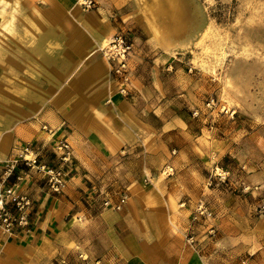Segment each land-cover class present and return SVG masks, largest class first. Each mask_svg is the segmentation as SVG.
Here are the masks:
<instances>
[{"label":"rangeland","instance_id":"rangeland-1","mask_svg":"<svg viewBox=\"0 0 264 264\" xmlns=\"http://www.w3.org/2000/svg\"><path fill=\"white\" fill-rule=\"evenodd\" d=\"M22 1H0V43L14 36L12 16L25 12L37 17L53 8L51 0L24 1L33 6ZM76 2L71 3L79 14L57 5L60 25L67 30L77 26L80 41L89 32H103L104 22L112 25L109 35L97 42L96 54L107 63L112 94L125 107L118 111L112 96L98 105L93 102L92 96L105 85L102 79L90 84L89 91L81 89L90 103L81 104L83 128L67 121L63 125L72 166L61 167L72 171L78 151L75 140L83 153L97 161L104 179L91 183L93 192L116 195L117 199L124 195L125 203L140 193L142 198L136 203L142 207L143 220L150 218L144 211L158 206L165 213L157 220L159 235L146 232L145 239L154 242L158 237L162 250L177 245L174 238H178L186 254L194 258L193 264H264L263 258L255 259L264 248V0H185L189 14L175 31L164 27L166 18L154 0H94L89 10ZM86 13L92 14L93 24L82 18ZM118 36L128 47L120 71L115 69L118 60L105 55ZM22 41L33 45L26 36ZM85 43L95 42L89 39ZM22 65L13 52L7 50L0 56V76L8 69L14 81L45 90V103L39 105L38 97L30 100L29 105L39 108L24 121L57 112L51 100L61 86H50L46 77ZM79 69L70 78L80 74ZM112 113L115 120L119 118L114 125ZM109 122L113 129L126 127L135 143L107 154L96 137ZM55 142L47 153L35 144H19L2 162L16 157L19 146L27 144L42 161L59 166ZM117 155L120 159L115 160ZM20 167L26 171L21 187L29 197L23 187L28 175L48 187L41 173ZM172 200L181 201L176 207L182 214L178 228L173 227L176 219L166 212ZM77 257L81 264H102L95 256L78 253Z\"/></svg>","mask_w":264,"mask_h":264},{"label":"crops","instance_id":"crops-1","mask_svg":"<svg viewBox=\"0 0 264 264\" xmlns=\"http://www.w3.org/2000/svg\"><path fill=\"white\" fill-rule=\"evenodd\" d=\"M24 1L22 3L28 6L35 5ZM51 1L53 8L41 12L37 17L25 12L12 16L10 24L14 36H8L0 43V56H5L7 50L13 52L20 58L23 67H29L31 73L46 77L50 86L59 84L61 91L51 100L57 112H49V115L40 113L36 121H24L39 108L29 105L30 100L38 97L39 105L45 103V90L40 91L27 82L20 84L9 76L8 69L3 70L0 76V154L4 158L0 159V166L8 155L6 153L19 144H35L41 152L47 153L56 139L68 140L66 127H63L65 121L74 127L83 128V116L79 114L82 110L81 104H89L90 98L82 94L81 89H88L96 80L102 79L105 85L92 96L93 102L98 105L112 96V103L118 111L125 107L123 100L113 95V91L109 97L106 95L110 82L113 88V82L107 79V63L96 53L85 60L86 63L81 61L84 54L109 34L112 25L104 22L103 32H89L87 34L90 38L85 37L80 41L76 35L77 26L71 30L63 29L60 21L59 7L68 10L70 8L67 3L73 0H59L62 3ZM71 9L79 14L75 5ZM94 14L99 19L98 12ZM82 18L85 22H92L91 13L82 14ZM24 36L33 45L26 46L22 41ZM89 39L95 43L87 45L85 41ZM78 47L83 48L79 61L74 58L75 51H79ZM77 69L80 74L77 72V75L70 78ZM94 73L99 76L91 82L85 83L82 80V74ZM114 116L112 113L113 120L109 117L113 125L119 119L115 120ZM113 125L110 122L104 124L105 128L102 127L104 129L97 135L100 138L96 137L109 155L135 143V137L126 131V127L113 129ZM42 126L46 128L43 129ZM73 143L78 147L76 155L74 154L76 162L72 171L69 170L70 174L65 179L61 193H53L39 178L28 175L24 179L23 187L33 203L30 216L31 233L24 235L18 228H13L12 232L0 230V264H81L78 253L86 254L90 258L95 256L102 264H193L194 258L190 253L186 254L183 242L178 238H174L178 244H169L167 250L161 249L163 244H160L158 237L154 242L145 239L146 232H158L159 235L157 220L163 218L165 213L157 206L144 211L148 212L150 218L143 220L142 207L136 203L142 198L140 193L137 194L140 196L128 198L121 210L102 205L105 199L115 202L117 196L93 192L91 183L104 181L99 173V165L91 155L82 152L77 141L73 140ZM94 153L95 151L92 152ZM118 157L117 155L115 160ZM180 202L172 200L166 208L168 217L176 219L173 222L175 228L179 227L177 222L182 217L176 211ZM171 237H174L173 234ZM262 258L264 259V248L257 252L255 259Z\"/></svg>","mask_w":264,"mask_h":264},{"label":"built area","instance_id":"built-area-1","mask_svg":"<svg viewBox=\"0 0 264 264\" xmlns=\"http://www.w3.org/2000/svg\"><path fill=\"white\" fill-rule=\"evenodd\" d=\"M79 6L84 9H91L95 2L94 0H77ZM127 44L121 37H116L111 41L110 46L105 52L109 60H118L116 71L123 70L125 63L123 62L124 53L127 50ZM43 129L46 126H42ZM18 154L10 160L1 162L0 166V230L4 232H12L13 228H18L24 235L31 233V213L33 203L28 194L21 187V176L26 171L22 170L20 165L25 168L34 169L35 172L41 173L46 180L48 187L53 192H61L64 187V178L69 173L61 166L66 164L72 166L71 163V146L67 139H59L55 142L54 155L59 161V166L49 164L40 159L39 153L24 144L19 146ZM126 196H121L115 202L106 199L103 200L104 207L119 210L125 203ZM199 213H203L201 208ZM242 264H245L242 262Z\"/></svg>","mask_w":264,"mask_h":264},{"label":"bare ground","instance_id":"bare-ground-1","mask_svg":"<svg viewBox=\"0 0 264 264\" xmlns=\"http://www.w3.org/2000/svg\"><path fill=\"white\" fill-rule=\"evenodd\" d=\"M186 2H185V0H154V4L157 7V10L159 11V13H161L166 18L165 24H163V25H164V27H166L167 31H168V28H171L170 31H175L177 27H180V25H182L186 16H188L190 6L188 5V3L186 4ZM67 5H68V8L71 9L72 6L75 5V3L73 4V3L68 2ZM34 27H35V24H34ZM96 46L97 45H94L86 54H84L82 56L83 57L81 59L82 62L86 63L85 60H88L90 57L94 56V54L96 53ZM77 49H79V51H75L74 58L79 61L81 58L83 48L80 49L78 47ZM98 76L99 75H96V73L86 74V75L82 74V80L85 83H88V82H91V80H93L95 77H98ZM111 84L112 83L110 82L109 87L106 89V91L109 89V91L106 93V95L108 97L112 93V85ZM75 93H76V91H75ZM78 95H79V93H78ZM71 120H73V118ZM2 158H4V156H2L0 154V159H2Z\"/></svg>","mask_w":264,"mask_h":264}]
</instances>
